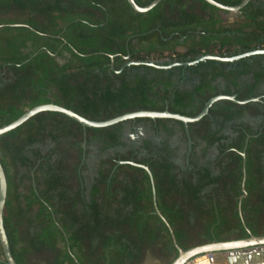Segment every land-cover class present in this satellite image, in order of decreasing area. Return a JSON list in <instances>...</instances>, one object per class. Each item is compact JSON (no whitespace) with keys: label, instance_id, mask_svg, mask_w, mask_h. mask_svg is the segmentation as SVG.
I'll list each match as a JSON object with an SVG mask.
<instances>
[{"label":"trees","instance_id":"1","mask_svg":"<svg viewBox=\"0 0 264 264\" xmlns=\"http://www.w3.org/2000/svg\"><path fill=\"white\" fill-rule=\"evenodd\" d=\"M227 13L205 0H160L145 12L127 0H0V126L48 102L105 120L141 109L192 116L216 94L257 97L216 100L188 122V156L183 123L172 118L83 127L40 111L0 134L3 227L17 264H141L147 253L169 264L177 248L137 164L149 169L179 248L264 235V53L115 71L126 60L167 64L264 49V0ZM139 124L150 136L127 141L125 130ZM93 147L99 158L86 183Z\"/></svg>","mask_w":264,"mask_h":264},{"label":"water","instance_id":"2","mask_svg":"<svg viewBox=\"0 0 264 264\" xmlns=\"http://www.w3.org/2000/svg\"><path fill=\"white\" fill-rule=\"evenodd\" d=\"M160 0H151L149 3H147L144 6L138 5L134 0H127L129 5L134 9L135 11L138 12H145L149 9H151L156 3H158ZM209 4H212L216 6L219 9L226 10L230 13H238L239 10L247 3L248 0H241L239 3L235 5H226L223 3H220L216 0H205ZM264 53V49H251L247 51L240 52L235 55H230V56H220L217 54H202L199 55L193 59L190 60H185V61H172L167 64H160L156 63L154 60H126L120 67L119 69L115 70L116 72L120 71L124 66L130 65V64H145V65H150V66H155V67H160V68H169L172 66H182L185 67L190 64H194L200 60L203 59H214V60H234L242 57H247L252 54H260ZM110 67L112 68V57H111V65ZM219 99H226V100H231L233 102L237 103H243L246 102L247 100H255L257 97H252L244 100H237L234 95H225V94H216L212 97H210L203 105L201 110L196 113L195 115L192 116H187V115H182L178 113H173V112H168L166 110H135V111H128L124 112L122 114L116 115L114 117H111L109 119L105 120H91L87 119L76 112L63 107L61 105L48 102V103H40L37 105H34L28 109H26L21 115H19L16 119L5 123L0 126V134L15 128L19 124H21L23 121L28 119L30 116L33 114L40 112V111H56L60 112L78 123H80L83 127L84 126H89V127H103V126H108L114 123H117L119 121H123L126 119H132L136 117H149V118H172L178 121H181L184 126V131L187 136V148H186V156L189 155L190 149H191V140L189 136V131L187 127L188 122L196 121L202 116L207 114L208 108L210 105ZM82 147H84V141L82 143ZM245 148V147H244ZM242 155V181H241V189H242V195L239 196V201H238V210L240 209V200L241 198L246 194L244 191V181H245V153L244 150L241 153ZM123 162V161H119ZM131 164H136L133 161H129ZM186 162H188L186 158ZM141 167H143L147 173L149 174L150 181L152 183V199L154 203V208L156 213L160 216V218L163 220V222L168 226V229L170 231L172 241L177 248V256L169 263V264H188L192 262L195 258L203 255H208L209 261H212V255L216 253H222L223 255L225 254H232L233 251L237 250H251L256 247L264 246V235H253L250 234L247 237L240 238V239H231V240H225V241H212L208 242L205 244L201 245H196L193 247H189L187 249H181L178 247L174 235L172 233L171 228L169 227L166 219L161 215L160 211L158 210L156 203H155V192L153 188V181L151 177V173L147 166L137 164ZM115 168V167H114ZM6 178L5 174L3 171V168L0 163V246L2 249V258H0V264H17L15 260L13 259V256L10 252L9 249V244L7 240V236L3 227V210H4V204H5V199H6Z\"/></svg>","mask_w":264,"mask_h":264},{"label":"crops","instance_id":"3","mask_svg":"<svg viewBox=\"0 0 264 264\" xmlns=\"http://www.w3.org/2000/svg\"><path fill=\"white\" fill-rule=\"evenodd\" d=\"M156 257L147 253L141 264H154ZM188 264H264V246L256 247L251 250H237L232 254L216 253L209 261L208 255L195 258Z\"/></svg>","mask_w":264,"mask_h":264},{"label":"rangeland","instance_id":"4","mask_svg":"<svg viewBox=\"0 0 264 264\" xmlns=\"http://www.w3.org/2000/svg\"><path fill=\"white\" fill-rule=\"evenodd\" d=\"M226 15H229L230 18H233L237 15V13L228 12ZM150 131L144 125H137L135 131L131 132L128 128L125 130L124 137L127 141H133L134 143H138L142 137L150 136ZM214 150L211 149L210 156H213ZM99 158V154L95 147H93V152L89 155L87 160V172L85 175V182L88 183L91 179V176L94 173V166ZM152 254V253H151ZM0 258L2 256L0 255Z\"/></svg>","mask_w":264,"mask_h":264},{"label":"built area","instance_id":"5","mask_svg":"<svg viewBox=\"0 0 264 264\" xmlns=\"http://www.w3.org/2000/svg\"><path fill=\"white\" fill-rule=\"evenodd\" d=\"M208 256H210V254H208Z\"/></svg>","mask_w":264,"mask_h":264}]
</instances>
